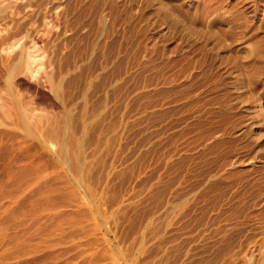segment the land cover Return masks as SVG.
Instances as JSON below:
<instances>
[{
  "label": "rangeland",
  "instance_id": "1",
  "mask_svg": "<svg viewBox=\"0 0 264 264\" xmlns=\"http://www.w3.org/2000/svg\"><path fill=\"white\" fill-rule=\"evenodd\" d=\"M22 1L0 264H264V0Z\"/></svg>",
  "mask_w": 264,
  "mask_h": 264
},
{
  "label": "bare ground",
  "instance_id": "2",
  "mask_svg": "<svg viewBox=\"0 0 264 264\" xmlns=\"http://www.w3.org/2000/svg\"><path fill=\"white\" fill-rule=\"evenodd\" d=\"M26 1V0H25ZM32 2V1H31ZM38 2V1H37ZM23 1L22 0H0V5H1V8H0V45H5L6 47H4L2 49V52L4 53V55L0 54V71L3 72L5 71L4 73H7L6 75V79L3 78V80L5 81L9 91L11 92V94L14 96V99H17L18 103L20 98H22V95H20L19 91L20 90L17 85H16V79H17V73L19 72L20 70V65H16V67H11L10 65L19 58L20 59V62L24 63L25 65V68L27 69V71H29L28 73H30L31 75V78L30 80L33 81V82H36L37 84H41V79H42V74L44 72V65L43 64V61L42 59L40 58L39 59V54L37 53L38 49H36V42L33 40V33L31 31V29H29L27 27V23L29 22H25V23H22V22H15L13 21L15 16L18 14V10H24V5H22ZM25 4V3H24ZM27 4H30V0H27ZM26 6V5H25ZM30 6H32V4H30ZM44 6V5H42ZM28 7V6H27ZM36 8V7H35ZM21 13V11L19 12ZM46 13V11H45ZM33 16V15H32ZM49 16V15H48ZM27 17V16H26ZM31 17V16H30ZM28 18V17H27ZM26 18V19H27ZM32 18V17H31ZM46 18V17H45ZM16 19V18H15ZM21 19V18H20ZM35 19V18H34ZM48 19V17H47ZM24 20V19H23ZM31 19L28 18V21H30ZM39 20V19H38ZM51 20V19H50ZM49 20V21H50ZM25 21V20H24ZM23 21V22H24ZM48 21V20H47ZM55 21V20H54ZM9 22H12V24H9ZM36 22V21H34ZM38 22V21H37ZM32 23V22H31ZM54 23V22H53ZM47 24V23H46ZM52 24V23H51ZM34 25V23L32 24ZM31 25V26H32ZM37 25V23H36ZM38 27L40 25H37ZM33 27V26H32ZM51 27V26H50ZM34 28V27H33ZM36 28V27H35ZM33 30V29H32ZM36 31V30H35ZM39 30H37V33L35 34L36 36L39 35ZM51 31V30H50ZM44 32V31H43ZM42 33V32H41ZM47 33V32H46ZM43 34V33H42ZM49 34V33H48ZM47 34V35H48ZM46 35V34H45ZM51 35V34H50ZM40 37V35H39ZM36 38V37H34ZM31 40V41H30ZM31 42L32 45H29L31 46L29 49L26 47V43L27 42ZM18 59V60H19ZM44 60V59H43ZM14 61V62H13ZM12 64V65H13ZM18 64V63H17ZM23 65V64H22ZM24 67V66H23ZM22 68V67H21ZM23 69V68H22ZM0 72V73H1ZM21 72V70H20ZM26 72V70H25ZM42 72L41 76H40V73ZM49 72V71H48ZM21 74V73H20ZM5 75V74H4ZM29 77V76H27ZM48 82H52L51 80L48 81ZM3 83V82H2ZM49 83V84H50ZM54 85V84H53ZM41 86V85H40ZM2 87V86H1ZM58 87V85H57ZM60 87V86H59ZM58 87V89H59ZM7 89V90H8ZM52 89V88H51ZM55 89V88H54ZM57 89V90H58ZM56 90H53L52 89V92L57 96L58 95V91ZM8 91V92H9ZM8 95V94H6ZM12 96V97H13ZM59 96V95H58ZM57 96V97H58ZM60 97V96H59ZM58 97V98H59ZM35 101V100H34ZM32 101L31 102V106H35L36 103ZM16 102V104H17ZM22 103V102H21ZM4 105V104H3ZM39 105V104H38ZM7 106V105H6ZM15 106V105H14ZM26 106V105H25ZM13 107V106H11ZM17 107V105H16ZM14 107V108H16ZM18 107H19V104H18ZM23 108V110L27 109V108H24L23 105L21 106ZM1 108V107H0ZM3 108V107H2ZM5 109H7L6 107H4ZM3 108V109H4ZM31 108V107H30ZM35 108V107H34ZM37 108V107H36ZM35 108V109H36ZM4 109V111H5ZM10 109V107H9ZM8 110V109H7ZM11 110H18L17 108L16 109H11ZM3 113L8 114H13V113H10V111H5ZM42 111V110H41ZM7 112V113H6ZM26 112L28 113V111L26 110ZM30 112V110H29ZM27 113H25L24 111H21L20 110V113L17 115V117L14 118V116L12 115L13 118L11 119H14L13 121H16L17 123L23 125L25 128H31L30 127V124H32L31 122L33 120H31L30 122V115H27ZM32 113H33V110H32ZM17 114V113H16ZM29 114V113H28ZM31 114V112H30ZM2 116V115H0ZM32 116V115H31ZM39 116V115H38ZM45 116V115H44ZM51 116V115H49ZM63 116V115H62ZM7 117V116H6ZM36 117L33 116V119H35ZM42 118V117H41ZM32 119V118H31ZM40 121V120H39ZM44 121V120H43ZM35 122V120L33 121ZM42 122V121H41ZM42 124V123H41ZM33 126V125H32ZM69 138V137H68Z\"/></svg>",
  "mask_w": 264,
  "mask_h": 264
}]
</instances>
